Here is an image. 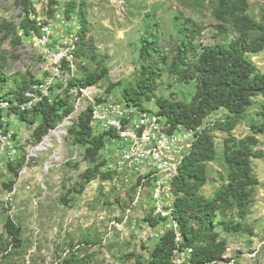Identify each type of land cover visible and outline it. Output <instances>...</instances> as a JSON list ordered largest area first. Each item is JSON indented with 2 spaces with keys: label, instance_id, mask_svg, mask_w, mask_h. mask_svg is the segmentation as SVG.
<instances>
[{
  "label": "rangeland",
  "instance_id": "1",
  "mask_svg": "<svg viewBox=\"0 0 264 264\" xmlns=\"http://www.w3.org/2000/svg\"><path fill=\"white\" fill-rule=\"evenodd\" d=\"M70 1L75 3L72 16H77L80 2H84L87 44L76 48L72 63L63 62L54 72L43 68V58L29 33L21 29L25 16L21 0H0V17L14 26L3 33L0 45V102L18 97L34 83L51 80L52 96L61 90L68 107L73 108L76 99L67 93L68 88L91 71L101 74L92 85L122 100L124 89L132 93L141 90L147 82L145 73L152 69L151 90L143 89L141 95L144 110L156 111L158 98L189 102L195 83L169 69L184 37L180 25L192 24L194 49L187 54L191 60L202 46L227 44L236 35L232 24L219 17V0H31V5L34 15L45 20L53 14L55 3L66 6ZM246 1L247 14L264 24V0ZM72 32L71 25L58 27L50 49L69 42ZM151 35L160 50L159 60L140 54ZM247 57L264 71V49ZM146 95L151 100H145ZM263 103L264 97L255 96L230 134L236 138L250 134L249 125L260 120ZM226 117L227 111L220 108L207 115L197 129L210 131L216 150L215 160L206 163L207 181L199 190L206 198L226 183L223 141L228 133L213 126ZM56 120V126L39 142L48 136V145L35 151L39 143L34 131L41 123L40 116L31 114L23 119L14 108H0V127L11 131L15 151L13 159L8 151L0 157V264H60L70 255L73 264H153L156 243L173 231L174 225L168 217L152 215L149 185L138 195L134 176L112 173L103 178L101 170H94L89 178L84 176L94 163L86 155L89 144L81 143L72 132L76 117L65 115ZM258 140L255 149L262 157L251 160L259 181L252 204L244 219L237 216L235 208L217 215L214 230L217 239L226 242V250L221 260L211 264H264V134L258 135ZM114 148L108 142L101 155L114 159ZM7 195L9 199L4 201ZM147 215L156 221L154 225ZM8 219L18 231L17 239L5 230ZM237 221H241V230L223 228V224ZM182 256L184 264H194L186 253ZM173 258L174 254L171 261Z\"/></svg>",
  "mask_w": 264,
  "mask_h": 264
},
{
  "label": "trees",
  "instance_id": "2",
  "mask_svg": "<svg viewBox=\"0 0 264 264\" xmlns=\"http://www.w3.org/2000/svg\"><path fill=\"white\" fill-rule=\"evenodd\" d=\"M21 2L25 16L20 25L24 33L28 34L30 29L35 28L34 20L29 17L33 8L30 0H21ZM80 4L83 7L84 2ZM74 5V1L68 2L66 15L72 12ZM82 7L77 12L81 31L76 48L87 44L86 12ZM246 10V0H219L217 8L219 17L232 24L236 35L227 44L202 46L198 53H194L192 60L187 55L194 49L191 43L193 36L189 29L192 24L180 25L179 31L184 37L169 62V69L179 74L184 81H193L195 91L189 102L160 98L156 100V111L164 115L171 122L172 127L180 125L195 130L191 150L181 162L178 174L172 181L174 194L172 215L182 236L179 247L192 249L191 260L194 264H211L223 258L226 242L217 239L218 233L214 230L215 218L227 209L235 208L237 216L244 219L252 204L254 189L259 183L251 160L262 157V153L255 148L259 143L258 135L264 134V103L259 113L260 120L249 125L250 134L242 138L230 134L241 119V115L252 105L253 98L264 97V71H259L247 57V54L258 53L264 49V24L250 17ZM9 30H14V26L0 17V45L4 38L3 33ZM146 38L140 54L149 59L159 60L157 53L160 54V50L156 45L155 37L151 35ZM143 68L146 69V66L144 65ZM154 73V69L147 70L145 73L147 82H144L143 86L139 85L141 90L136 93L124 89L122 98L127 104H133L144 110L141 106V95L144 94L143 89L151 90ZM100 77V73L91 71L85 79L74 81L73 85H92ZM18 95L14 98L22 101L23 93ZM8 100L12 101V99ZM145 100H151V97L146 95ZM220 108L227 111V117L215 122L213 126L228 133L223 141V159L227 169L226 183L214 192L213 197L206 198L199 193V190L207 181L206 163L215 160L216 150L210 131L197 129L207 115ZM61 110L63 113H60ZM71 111L72 107H68L65 97H54L52 103L44 98L38 101L31 111H17V113L23 119L31 114L40 116L41 123L34 131L39 143L48 129L56 126L58 122L56 118L68 115ZM75 117L76 122L72 132L81 143L89 144L86 155L94 163V167L85 170L84 176L89 178L94 170H101L100 175L109 178L114 172L103 169L106 159L100 153L105 148L111 133L93 134L90 126V106ZM147 220L152 225L156 223L148 215ZM4 226L6 232L13 239H17L18 231L9 219ZM223 228L227 231H238L242 229V224L241 221L225 223ZM200 241L205 243L197 245ZM175 248L177 245L174 242V232L167 231L155 245L152 254L153 264H170ZM73 261V256L70 255L63 258L60 264H73Z\"/></svg>",
  "mask_w": 264,
  "mask_h": 264
},
{
  "label": "built area",
  "instance_id": "3",
  "mask_svg": "<svg viewBox=\"0 0 264 264\" xmlns=\"http://www.w3.org/2000/svg\"><path fill=\"white\" fill-rule=\"evenodd\" d=\"M66 6L55 3L53 14L45 20L36 17L33 12L29 16L34 20L35 28L29 30L28 37L43 58V68H52L54 72L59 70L63 62L72 63L73 52L76 50L81 31L78 15L72 16L73 12L66 15ZM69 16L71 20L68 19ZM70 25L73 32L69 35V42L65 40L61 45L50 49L49 44L55 30ZM52 88L51 80L34 83L24 91L22 101L15 98L12 101L2 100L0 108L6 111L14 108L18 112H24L31 111L35 104L44 98L52 103L54 100ZM67 93L76 99L69 116H76L90 106V126L93 134L111 133L107 143L115 147L113 153L115 152L116 157L109 159V156L102 155L106 159L104 170L113 171L118 176L120 173L124 176H134L138 195L149 185L152 215L158 218L168 217L173 223L174 242L177 248L173 250L174 258L170 264H184L182 256L184 253L191 260L192 249L179 247L182 236L172 215L174 200L172 181L178 174L181 162L191 150L195 130L180 125L172 127L171 122L157 111L142 110L138 106L127 104L123 98L118 100L105 95L106 93L94 85H73L68 88ZM56 94V97L64 98L61 90H56ZM60 113H63L62 110ZM1 120L3 121V118ZM6 151L13 159L15 151L12 146V133L0 127V157ZM8 195L4 201L9 199ZM4 204L9 208L6 202Z\"/></svg>",
  "mask_w": 264,
  "mask_h": 264
},
{
  "label": "bare ground",
  "instance_id": "4",
  "mask_svg": "<svg viewBox=\"0 0 264 264\" xmlns=\"http://www.w3.org/2000/svg\"><path fill=\"white\" fill-rule=\"evenodd\" d=\"M56 133H61V131H57L55 130ZM48 142H49V139H48V136L44 138L43 142L42 143H39L38 145H36L33 150H39L40 148H42L44 145H48ZM47 165V164H46Z\"/></svg>",
  "mask_w": 264,
  "mask_h": 264
}]
</instances>
